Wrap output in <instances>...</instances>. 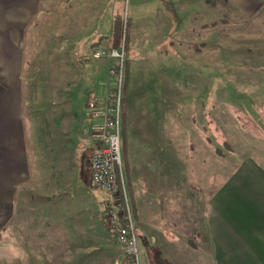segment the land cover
I'll use <instances>...</instances> for the list:
<instances>
[{"label":"rangeland","instance_id":"rangeland-1","mask_svg":"<svg viewBox=\"0 0 264 264\" xmlns=\"http://www.w3.org/2000/svg\"><path fill=\"white\" fill-rule=\"evenodd\" d=\"M43 1H38L40 7ZM84 1L81 0V8L87 5ZM160 1L95 0L96 7L106 8L100 35L104 34L103 29L106 33L111 31L115 15H120L123 21H133L127 28V48L124 51L122 44L116 49L124 56L122 151L126 147L127 155L138 153L136 136L148 134L145 139L149 156L159 160L177 158L186 172L182 179H171L167 175L164 178L165 164L161 162L159 169L150 175L149 183L139 186L138 174L129 175L128 166V175L125 173L124 163L128 161L122 156L129 208L131 210L130 191L134 195L133 203L138 206L139 216L136 217V211L133 216L131 210L138 264H216L209 226V238L204 234V226L216 216L212 206L215 194L225 178L228 180L239 166L251 171L252 166L264 169V158L255 157L260 154L257 150L264 149V115H258L264 104L256 106L263 100L248 99L245 95L239 99L234 95L248 90L247 83L239 85L234 79L246 78L249 70L257 69L237 66L234 62L237 58L247 59L249 37L245 33L249 26L245 17L237 15L232 19L231 9L225 3L223 21L221 13L211 18L212 15L202 11V17L192 14L190 23L186 22L180 32H174L183 21L177 15L178 10L173 11L178 4ZM151 3L162 7L165 18L152 17ZM137 6H140L138 10ZM205 8L208 10V6ZM47 10L51 11L45 19H34L24 31L19 73L21 79L28 81L23 84L25 90L47 95L43 106L32 108L33 115L44 118L47 112L48 118L69 121L71 131L67 136L70 137L84 121L79 125V120L88 115L87 99L101 93L98 86L106 88L108 69L114 60L94 56L95 50L111 47L100 43V36L90 34V28L83 29L84 34L81 33L78 42L76 36L72 40L65 30L51 29L45 35L42 30L54 26L53 12L56 11L55 8ZM81 16L87 13L81 11ZM95 16L96 22L100 20L98 10ZM256 24L258 31L263 30V20H256ZM154 29L163 32L156 35ZM221 36L223 53L214 49ZM169 38L174 39L172 44ZM184 39L191 40L190 52L179 50L178 41ZM205 39L208 40L206 46L202 45ZM155 40H160V44L155 45ZM235 42L240 44H236L238 50L233 52ZM183 64L191 72L190 83L186 79L185 87L192 97L191 125L189 105L183 114L182 103L180 109L178 101L173 106L172 100L166 98L173 87L184 86L182 81L177 83V77L173 79L170 75L172 68L183 67ZM216 92H223L224 98L216 100ZM72 139L65 142L66 147H73ZM83 143L82 151L88 157V141ZM83 143L81 141V145ZM246 156L248 158H242ZM169 167L172 168V164ZM178 168L177 164V168L172 169ZM82 181L84 188L73 187L63 197L55 196V203H49L53 209L56 201L58 207L63 201L64 206L74 202L75 206L79 205L80 217L71 220L68 219L69 211L56 213L51 209L45 236L33 234L29 241L31 231L40 230L31 227L26 235L17 232L13 242H0V264H132L117 244L115 234L107 227V196L95 191L88 179ZM85 188L90 191L89 195Z\"/></svg>","mask_w":264,"mask_h":264},{"label":"crops","instance_id":"crops-1","mask_svg":"<svg viewBox=\"0 0 264 264\" xmlns=\"http://www.w3.org/2000/svg\"><path fill=\"white\" fill-rule=\"evenodd\" d=\"M38 1L41 0H0V242L5 240L13 242L17 232L21 236L26 235L31 231V227H33L32 230L36 228L40 230L39 232L31 231L28 236L29 241L33 234L40 237L46 234L49 211L53 207L49 203H55V196L56 198L63 197L70 193L73 187L84 188L82 181L84 178L91 183L89 158L92 142L81 135V128L87 122L88 115L79 120V125L84 121L70 137L67 136L71 131L69 121L58 122V119L51 118V116L48 118L47 112L44 118L34 116L32 108L38 105L43 106V100L47 95L41 91L33 92L24 89L23 84L28 81L21 79V72L19 73L20 52L25 29L34 19H45L47 13L51 11L47 8H55L53 25L55 26L56 22L58 25L55 27L49 25L48 28L42 30L45 35L51 29L65 30L66 34H71L72 40L76 36L75 40L78 42L83 29L90 28V34L100 36V43L105 42L107 47L110 46L112 29L109 33L103 29L104 34L100 35L101 20L106 8L101 10L96 7L95 0H85L84 3L86 2L87 5L83 8L80 5L81 0H44L43 7L38 5ZM152 1L161 2L160 0ZM168 2L178 4L174 6L173 11L178 10L177 15L183 19L182 23L177 28L175 27L174 32H180L186 22L189 24L192 14L200 15L202 11L205 15H212L211 18H217L219 16L217 14L221 13L223 21L225 3L231 9L232 19L234 17L236 19L237 15L247 19L249 26L245 33L249 37L246 48L247 59L240 60L234 57L238 60L234 62L237 66L246 65L257 69L249 70L246 78L234 79L239 85L247 83L248 86L247 91L236 92L234 95L239 99L245 96L248 99H262L263 101H260L257 107L264 104V69H259L264 68V28L258 31L256 24V20L264 21V0H169ZM151 5H153L151 7L153 18L156 15L159 18H165L162 7L153 3ZM207 6L208 10L205 8ZM139 8L140 6H137L136 10ZM97 10L100 13V20L96 22ZM81 11L84 14L87 13V16L82 17ZM132 22L131 19L130 25ZM200 25L202 27V23ZM203 26L207 29L206 23ZM153 32L159 35L163 31L154 29ZM222 34L224 35V31ZM188 35L190 36V32ZM169 40L170 44L174 41L172 38ZM207 43L208 40L205 39L202 45L206 46ZM223 43L224 39L221 36V39L216 40L214 49L223 53ZM157 44H160V40H155V45ZM178 44L179 50L191 51V40H180ZM236 44L240 43H234L233 52L238 50L235 48ZM157 50L161 51L159 47ZM258 51L263 52L257 54ZM187 69L185 64L183 67L177 66L171 69V77L173 79L177 77L179 80L177 83L181 84L182 81L184 86L173 87L166 98L172 100L170 104L173 106L178 101L180 109L182 103L183 114H185L186 105H189L191 125L192 97L190 90L186 91L185 88L186 79L190 83L191 72L190 68ZM98 88L101 93L97 96L105 95L106 88L103 90L102 85ZM167 91L168 89L165 90ZM214 98L222 99L224 93L216 92ZM260 109L262 111L258 115H264V106ZM148 136V134L136 136L135 140L139 144L137 145L138 153L127 155L126 147L124 152L122 151V156L124 155L128 161L125 163L123 161L125 169L129 167L128 174L132 177L138 174L139 186H146L150 175L159 169L158 165L162 162L165 164L163 165L164 178L166 175L171 179L185 178L184 165L179 159L161 158L159 160L153 155L149 156L146 145L148 140L145 139ZM69 138H73L72 141L75 142L72 148L65 146ZM84 140L88 141L90 149L88 157L85 156V151H82L85 148ZM122 140L121 136V150ZM257 151L260 154L255 157L264 158V149ZM242 158H248V156ZM169 164H172V168H177L178 164L179 168L172 169ZM251 169L252 171L246 166H239L228 180L225 178L221 190L219 189L214 196L212 206L215 208L216 216L204 226V234L209 238L207 230L209 226L216 264H264V169L254 166ZM125 173L127 174L126 170ZM129 186L131 187V184ZM85 190L89 195L88 188ZM129 193L132 196L131 191ZM133 198L134 195L132 200ZM135 199V202L138 201L136 197ZM229 202L232 203L227 204ZM134 205L137 217L139 216L138 206L135 203ZM78 208L79 205L75 206L74 202L71 206L69 204L64 206V201L62 206L58 207L56 201L52 211L56 213L69 211L68 219L75 220L80 217Z\"/></svg>","mask_w":264,"mask_h":264},{"label":"built area","instance_id":"built-area-1","mask_svg":"<svg viewBox=\"0 0 264 264\" xmlns=\"http://www.w3.org/2000/svg\"><path fill=\"white\" fill-rule=\"evenodd\" d=\"M122 53V52H121ZM96 58L114 60L107 73L106 94L86 101L88 120L83 136L92 142L90 179L95 191L104 193L109 203L105 212L107 227L115 234L124 255L138 264L136 238L129 208L122 166V104L124 103V56L116 49H97Z\"/></svg>","mask_w":264,"mask_h":264},{"label":"trees","instance_id":"trees-1","mask_svg":"<svg viewBox=\"0 0 264 264\" xmlns=\"http://www.w3.org/2000/svg\"><path fill=\"white\" fill-rule=\"evenodd\" d=\"M130 25V20L123 19L121 18L120 15H115L113 19V27H112V34H111V44H110V49H119L121 45L123 46V49L127 48V36H128V26ZM124 39V41H122ZM125 169V166H124ZM126 170V169H125ZM130 200H131V210L133 211V216H134V203L132 201V196L130 195ZM130 262L132 264H135L134 258L130 257Z\"/></svg>","mask_w":264,"mask_h":264}]
</instances>
